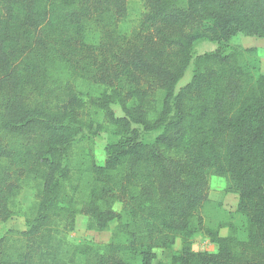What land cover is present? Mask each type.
<instances>
[{
	"label": "trees",
	"instance_id": "1",
	"mask_svg": "<svg viewBox=\"0 0 264 264\" xmlns=\"http://www.w3.org/2000/svg\"><path fill=\"white\" fill-rule=\"evenodd\" d=\"M144 4L128 36L117 28L126 0H0V222L11 217L22 180L38 181L18 243L0 236V264H153L155 249H170L177 238L171 264H264V185L247 158L251 136L264 128V74L248 71L237 52L217 50L196 56L192 78L176 91L195 40L264 36V0ZM58 66L109 86L94 101L129 132L106 146L102 165L92 152L86 159L84 198L82 178L70 183L66 164L84 102L72 84L52 80ZM114 102L123 116H115ZM133 125L161 131L143 142ZM211 176L237 194L243 224H225L227 235L204 229L216 249L195 251L193 220ZM78 214L89 230L116 221L108 242L69 241Z\"/></svg>",
	"mask_w": 264,
	"mask_h": 264
},
{
	"label": "rangeland",
	"instance_id": "2",
	"mask_svg": "<svg viewBox=\"0 0 264 264\" xmlns=\"http://www.w3.org/2000/svg\"><path fill=\"white\" fill-rule=\"evenodd\" d=\"M127 15L118 22V31L123 35H132L140 24V19L145 12L144 0H126ZM91 27V26H90ZM95 25H92V28ZM233 27V26H232ZM93 32V31H92ZM98 32H93V37L97 38ZM96 41L91 40V42ZM221 51L223 54L237 52L241 64L254 74H264V36L244 35L236 31L230 37L221 41H212L200 38L193 42L190 49L191 59L182 78L176 86V91L190 81L194 69L196 56L204 53ZM52 80L56 84L70 83L77 92L80 100L84 102V114L81 117L83 126L75 138L72 148L68 151L66 164L69 182L77 183L79 176L82 178L80 185V198H84L88 192L86 187L87 178L82 172L85 161L89 155H94L95 162L99 165L104 163L107 156L106 146L111 142H117L127 138L129 132L118 130L109 123L103 115V110L99 108L95 101L103 93L109 92L107 85L97 83L86 77H73L63 66L55 67L51 73ZM159 96V95H158ZM157 105V104H156ZM116 117L123 116V112L118 103L110 104ZM139 132V139L143 142H151L160 133L161 129L144 132L141 127L133 125ZM251 136L248 158V172L259 174V178L264 185V128ZM256 172V173H255ZM82 175L84 177H82ZM38 181L34 179H24L21 182L20 190L11 201V217L0 222V236H10V240L18 243L17 232L27 228V220L34 212L35 192ZM225 180L220 177L211 176L208 190V201L197 211L193 224L199 226V231L191 239L192 248L195 251H214L216 245L204 234V229H218L221 235H227L230 228L225 224H233L237 228L243 224V217L236 212L238 196L236 193L225 190ZM114 209L119 211L120 205L114 204ZM196 219H200L199 225ZM87 217L81 214L75 217V227L68 232L67 239L71 242H89L96 245H103L108 242L112 229L117 225L116 221L109 224L104 231L89 230L86 227ZM119 239L124 240V236L119 234ZM180 248V239L175 240L170 249H155V259L153 264H171V256ZM138 262V260H135Z\"/></svg>",
	"mask_w": 264,
	"mask_h": 264
}]
</instances>
